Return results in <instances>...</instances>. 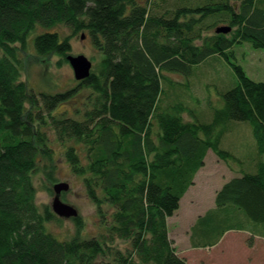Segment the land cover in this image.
<instances>
[{"label": "trees", "instance_id": "1", "mask_svg": "<svg viewBox=\"0 0 264 264\" xmlns=\"http://www.w3.org/2000/svg\"><path fill=\"white\" fill-rule=\"evenodd\" d=\"M167 1L0 0V264H188L168 219L210 151L236 167L238 159L221 148L227 125L251 124L264 155V82L237 64L238 85L224 95L212 123L186 121L181 103L161 105L171 82L166 73L189 77L210 57L230 61L244 43L264 48V0H176L159 14ZM222 26L231 31L217 34ZM57 27L72 33L62 37ZM36 28L44 29L32 39L37 59L55 55L69 63L70 38L82 32L101 54L98 68L58 93L30 88L22 80V55ZM81 88L93 94L80 118L54 115ZM47 127L60 143L82 147L69 145L64 158L96 207L101 237L82 238L80 216L72 218L78 232L69 240L47 230L62 220L51 206L36 204L34 175L43 174L53 196L60 183ZM242 213L264 224V162L223 186L215 208L192 226L191 246L212 247L226 232L242 230L235 222ZM116 240L128 249L113 247Z\"/></svg>", "mask_w": 264, "mask_h": 264}, {"label": "rangeland", "instance_id": "2", "mask_svg": "<svg viewBox=\"0 0 264 264\" xmlns=\"http://www.w3.org/2000/svg\"><path fill=\"white\" fill-rule=\"evenodd\" d=\"M137 1L144 4L147 0ZM175 1L168 0L166 4L156 9L157 12L161 14L166 7L174 5ZM55 29L62 37L72 33L66 27ZM42 32L44 29L36 28L27 38L26 54L22 55L24 60L22 80L27 81L30 88L47 94L76 87L78 81L74 77L73 69L69 63L61 62L62 57L55 55L47 59L35 57L32 39L35 34ZM212 33L211 31L210 34ZM210 34L205 33L204 36ZM82 35L84 38H81ZM70 44L69 55H84L92 61L93 71L98 68L101 54L94 47L87 34L80 32L72 36ZM232 64L241 66L250 79L256 82H264V48L256 49L251 43H244L233 49V56L230 57V61L220 56L210 57L202 64L195 66L193 74L185 77L186 79L179 74L166 73L167 80L171 82L167 86L164 84L165 95L162 96L161 105L167 107L171 102L172 105L181 103L187 108V112L183 114L186 121L212 123L215 112L222 110L225 106L224 95L238 85V77ZM92 94L89 88H81L70 100L54 109V115L80 118L77 112L83 111L85 106L89 105ZM49 128L44 130L51 139L55 153L54 158L57 165L55 176L59 182H67L70 186L69 191L65 192L61 199L78 210L83 223L80 232L82 238L101 237L105 228L97 215L96 207L86 195L82 178L71 172L64 158V151L69 145L76 146L80 152L82 147L72 140L60 143L55 132ZM221 130L222 128L216 129L215 135H218ZM221 148L234 155L239 162L234 164L235 168L229 167L225 162L219 160L214 152L210 151L205 169L195 177L194 187L190 190L195 201L189 199L190 196L183 199L180 214L170 220L172 238L180 236L179 239H182L184 237L196 214L206 210L210 206L209 204L213 203V196L218 188L223 186L222 184L239 177L244 171L256 173L259 163L264 162V155L260 154L258 150L253 127L248 122L229 123L221 139ZM34 183L37 188L36 204L38 206H51L54 196L50 191H47L51 184L47 182L42 173L34 175ZM60 219L62 220L47 224L48 232L62 241L73 238L78 232L75 222L72 219ZM235 222L242 228L240 233L245 235H243L242 241L239 240V243L234 244L233 248H228L227 245L225 248L224 245L222 249H220L221 247L218 248V252L211 255L202 254L201 258L192 261L190 260V253L184 249L187 243H180L176 250L187 255L190 264H250L255 262V258L259 260L257 264H264V249L262 247H257L255 250L250 249L256 239L254 234L259 236L260 241L258 242L264 246V224L250 220L244 213L239 214V217L235 218ZM112 246L126 251L129 243L116 240Z\"/></svg>", "mask_w": 264, "mask_h": 264}, {"label": "crops", "instance_id": "3", "mask_svg": "<svg viewBox=\"0 0 264 264\" xmlns=\"http://www.w3.org/2000/svg\"><path fill=\"white\" fill-rule=\"evenodd\" d=\"M210 152L208 153V156H209ZM208 156L206 157V160L208 158ZM206 160H205V164H206ZM206 166V165H205ZM205 169V167H203L198 173L197 175H199L200 172H203V170ZM196 175V176H197ZM195 183V182H194ZM228 183V182H225L224 184H222L223 186ZM223 186H220V188H218V190L216 191V194L213 196V203L209 204L210 206H208V208L202 212H199L198 214H196L194 220L192 221L191 225L187 228L186 232H185V235L182 239H179L180 236H175V238H172L173 236H171V230H170V220L171 219H174L178 214H180L179 212L181 211V208H182V204H183V199L187 198V196H190L189 199H193L192 197V194L190 192V190H192V188L194 187V185H192L188 191L186 192V194L183 196V198L181 199V202H180V208L178 211L175 212V214L173 215V217L169 218L168 219V224H169V233H170V237L171 239L174 241V246L177 248L180 243H187V245L184 247L185 250H188V253H190V260H195V259H198L199 257L201 258V255L202 254H208V255H211L212 253H216L218 252V248L221 247L220 249L223 248V246L225 245V248H226V245L228 248L230 247H234V244L235 243H239V240L242 241L243 240V235L245 234H241L240 233V230H231V231H228L226 232L223 237L220 239V241L212 246V247H205V248H193L190 244V232H191V228L192 226L195 224V222L197 221V219L201 216H203L206 212H208L209 210L215 208V199H216V195L217 193L223 188ZM190 192V193H189ZM189 194V195H187ZM191 194V195H190ZM194 200V199H193ZM195 201V200H194ZM249 234V233H248ZM251 235V234H249ZM253 235V234H252ZM241 236V237H239ZM256 239L255 241L252 243V247L250 249H257V247H262L264 249V246H262L261 244L262 243H259L258 241H260L259 239V236H256L255 234L253 235ZM224 248V249H225ZM185 250H182V251H185ZM187 253V252H185ZM187 253V254H188ZM230 253V252H229ZM178 254L181 256V257H184L186 258L187 260V255L185 254H182V252H179L178 251ZM222 256V255H221ZM258 258H255V262L254 263H250V264H257L259 262V260H257ZM187 262L190 264V262L187 260Z\"/></svg>", "mask_w": 264, "mask_h": 264}, {"label": "water", "instance_id": "4", "mask_svg": "<svg viewBox=\"0 0 264 264\" xmlns=\"http://www.w3.org/2000/svg\"><path fill=\"white\" fill-rule=\"evenodd\" d=\"M230 31V27L222 26L216 30V33L228 34ZM82 38L84 37L82 36ZM67 60L73 69L74 77L77 81H83L91 75L93 64L86 56L69 55ZM69 188L70 186L67 182H60L53 186L54 198L51 208L58 217L63 219H72L79 216L78 210L74 206L63 202L61 199L62 194L69 191Z\"/></svg>", "mask_w": 264, "mask_h": 264}]
</instances>
